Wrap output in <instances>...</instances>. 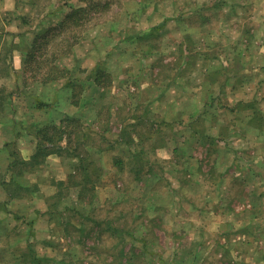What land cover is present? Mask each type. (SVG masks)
Segmentation results:
<instances>
[{"label": "rangeland", "instance_id": "obj_1", "mask_svg": "<svg viewBox=\"0 0 264 264\" xmlns=\"http://www.w3.org/2000/svg\"><path fill=\"white\" fill-rule=\"evenodd\" d=\"M100 1L64 27L87 2L0 0L2 109L60 98L89 162L0 186V264H264V0ZM23 115L0 119V180L34 150Z\"/></svg>", "mask_w": 264, "mask_h": 264}, {"label": "trees", "instance_id": "obj_2", "mask_svg": "<svg viewBox=\"0 0 264 264\" xmlns=\"http://www.w3.org/2000/svg\"><path fill=\"white\" fill-rule=\"evenodd\" d=\"M85 5L78 7H71L64 15V18L60 21V26L66 27L68 24H72L73 26L81 25V20L85 18L89 9H102L105 5L101 3L100 0H84ZM9 34V32H8ZM11 67V66H10ZM13 68V67H12ZM93 82L100 85H109L111 82L110 74L107 71L97 69L94 73ZM71 95L69 93L68 99H71ZM77 101H72L73 104H76ZM3 108L0 104V110ZM6 111V110H1ZM79 119L73 117L72 115H66L62 120L58 123H36L34 126V131H32L33 137L36 138V143L32 154L26 159L21 156H14V159H10L7 164V174L8 179L4 178L0 180V186L14 185L17 189L26 190L28 185L23 183L22 178L25 173L35 171L39 165L43 163L45 157L50 154L63 155L65 152L68 154L70 158L76 157L79 159V164L74 166V173H85L87 176L88 172V163L85 162L82 158L78 157V154L75 152L67 153V145L71 141L72 137V126L78 123ZM63 141V145L60 142ZM12 155L17 154L14 151L11 152ZM81 175V176H82ZM21 178V180H20ZM63 181V180H62ZM62 183V182H60ZM10 190V189H9ZM15 195H9V199L14 198ZM37 263L41 261L40 258H36Z\"/></svg>", "mask_w": 264, "mask_h": 264}, {"label": "crops", "instance_id": "obj_3", "mask_svg": "<svg viewBox=\"0 0 264 264\" xmlns=\"http://www.w3.org/2000/svg\"><path fill=\"white\" fill-rule=\"evenodd\" d=\"M12 34V32H11ZM26 34V33H25ZM12 36V35H11ZM28 35H24L22 36V40L24 39L25 43L29 44H34L35 43V39L34 36L31 37V40L29 39V41L26 39ZM14 60V59H13ZM15 63V61H13ZM13 66H9V73L12 71H17L18 72V68L16 67V65ZM46 85H50L49 83H46ZM71 94V93H70ZM11 97H14V95L11 94V96H8V99L10 100ZM44 97H48V96H44ZM41 97L40 99H36L35 98V102L33 103L32 100L27 104L28 108H31L29 111L28 109L26 111L22 110V109H16L13 113V110H9V111H0V119L1 120H14V119H19V118H24V113H29V117H31L32 115H35V118L33 119H41V123H49V122H53V123H57L60 120H62L66 115L63 114V112L60 110L61 106H63V102H61L60 98L58 100H54L53 99H48V98H44ZM70 99V98H69ZM68 99V100H69ZM58 101V102H57ZM39 102V104H38ZM66 103V102H65ZM44 105H48V107L45 108H40L43 107ZM67 105H71V102L69 101V104ZM32 119V118H31ZM55 157V158H54ZM26 158V157H24ZM28 158V157H27ZM26 158V159H27ZM58 157L50 154L48 156L45 157V160L43 161V163L41 165H39L37 167V169H35V171L32 172H28L27 175L31 178L32 176H34L36 174V170L40 171V168H44L46 164H48V162H56V160L58 161L57 164L60 163V159H57ZM63 180V179H61Z\"/></svg>", "mask_w": 264, "mask_h": 264}]
</instances>
